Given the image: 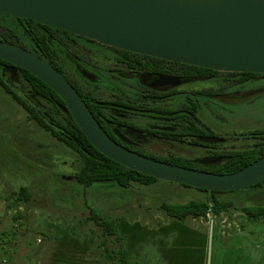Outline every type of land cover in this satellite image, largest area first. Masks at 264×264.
Instances as JSON below:
<instances>
[{
    "label": "rangeland",
    "instance_id": "obj_1",
    "mask_svg": "<svg viewBox=\"0 0 264 264\" xmlns=\"http://www.w3.org/2000/svg\"><path fill=\"white\" fill-rule=\"evenodd\" d=\"M262 85L230 86L220 96L201 99L199 116L224 139V151L250 147L257 141L252 133L264 130V90L256 92ZM153 153L197 158L204 165L225 159L195 145ZM80 164L77 152L0 90V264H112L109 251L119 254L121 242L139 264H207L211 219V264H264V217L249 219L243 211L264 206V186L219 193V199L234 203L230 210L181 220L169 216L162 203L204 200L210 192L164 180L85 188L73 178ZM23 185L30 189L28 201L14 194ZM90 207L114 221L117 234L105 235L89 219Z\"/></svg>",
    "mask_w": 264,
    "mask_h": 264
},
{
    "label": "water",
    "instance_id": "obj_2",
    "mask_svg": "<svg viewBox=\"0 0 264 264\" xmlns=\"http://www.w3.org/2000/svg\"><path fill=\"white\" fill-rule=\"evenodd\" d=\"M0 12L136 53L217 71L264 74V0H0ZM0 58L52 87L93 145L131 169L210 194L264 180V155L236 172L216 173L130 150L106 132L76 88L46 59L3 40ZM214 223L211 219L207 264L212 260Z\"/></svg>",
    "mask_w": 264,
    "mask_h": 264
},
{
    "label": "flooded vegetation",
    "instance_id": "obj_3",
    "mask_svg": "<svg viewBox=\"0 0 264 264\" xmlns=\"http://www.w3.org/2000/svg\"><path fill=\"white\" fill-rule=\"evenodd\" d=\"M0 14L7 16L0 19V40L20 45L60 70L119 144L148 156L153 151H173L178 144L202 146L213 155L239 150L233 146L224 151L228 147L220 145L222 138L203 140L214 133L199 116L201 99L249 82L261 81L259 89L264 90V78L242 80L236 74L106 45L32 18ZM23 69L0 60V90L23 108L18 97L34 105L45 119L48 97L34 89ZM27 116L37 122L28 112Z\"/></svg>",
    "mask_w": 264,
    "mask_h": 264
},
{
    "label": "trees",
    "instance_id": "obj_4",
    "mask_svg": "<svg viewBox=\"0 0 264 264\" xmlns=\"http://www.w3.org/2000/svg\"><path fill=\"white\" fill-rule=\"evenodd\" d=\"M0 60L3 61L2 58H0ZM23 71L25 74L29 75L27 78L33 84L34 89L38 90L40 94L44 93L48 97L49 101L46 103L48 110L45 111L46 118L44 119L41 116L34 105L26 103L21 100L20 97H18L19 103H21L27 110L30 118H37V123L43 129L51 132V134L59 141L63 142L79 154L81 158L80 168L73 175V178L78 183L87 188L96 182H115L122 187L129 188L133 186L134 182L150 185L159 181V179L154 176L143 174L111 159L97 149L78 126L69 109L66 107L62 97L41 78L26 69H23ZM226 73L236 74L242 80L255 77L264 78V74L255 72ZM61 106L65 107V111H63ZM254 135H256L255 137L258 139L256 144H254V147L232 150L229 151L227 155H214L225 158L220 163L204 165L198 163L197 158H189L173 154L166 156L150 155L157 159L185 167L198 168L216 173H233L264 155V130L257 131ZM182 185L187 186L185 184ZM257 186L263 187L264 180L252 185V187ZM196 189L209 192L207 189ZM222 192L224 191H214L204 200L193 199L187 202L178 203L164 202L162 203V208L165 209L169 216L181 220L190 216L193 218L207 217L209 213L218 216L234 206L232 201H224L218 198L217 194ZM14 194H17V200L28 201L31 197L29 187L24 185ZM90 211L89 219L101 226L105 235L117 234L118 230L114 221L103 218L92 207H90ZM243 211L249 219L259 220L264 217V206H244ZM118 238L121 239L120 236ZM108 256L112 260V264H139L138 261L130 259L129 251L125 248L123 242H121L119 254H113L109 251Z\"/></svg>",
    "mask_w": 264,
    "mask_h": 264
}]
</instances>
